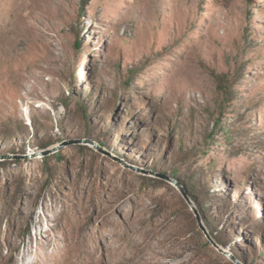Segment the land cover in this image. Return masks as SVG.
Listing matches in <instances>:
<instances>
[{
    "label": "rangeland",
    "instance_id": "rangeland-1",
    "mask_svg": "<svg viewBox=\"0 0 264 264\" xmlns=\"http://www.w3.org/2000/svg\"><path fill=\"white\" fill-rule=\"evenodd\" d=\"M25 253L264 264V0H0V264Z\"/></svg>",
    "mask_w": 264,
    "mask_h": 264
},
{
    "label": "water",
    "instance_id": "water-1",
    "mask_svg": "<svg viewBox=\"0 0 264 264\" xmlns=\"http://www.w3.org/2000/svg\"><path fill=\"white\" fill-rule=\"evenodd\" d=\"M70 144H73V142H64L52 149H47V150H44V151H39V152H35V153H32V154H29V155H26V156H23L22 158H25V159H34V158H39V157H46V156H49L51 154H55L57 152H59V150L61 148H63L64 146H67V145H70ZM96 147H98L97 145H95Z\"/></svg>",
    "mask_w": 264,
    "mask_h": 264
},
{
    "label": "trees",
    "instance_id": "trees-1",
    "mask_svg": "<svg viewBox=\"0 0 264 264\" xmlns=\"http://www.w3.org/2000/svg\"><path fill=\"white\" fill-rule=\"evenodd\" d=\"M80 44H81V43H78V44L76 45L77 48L80 47ZM130 73L134 75V74L136 73V70H131ZM84 117H86V115H85ZM219 125H220V121H217V122L215 123L214 130H213L212 134H213L214 131L219 127Z\"/></svg>",
    "mask_w": 264,
    "mask_h": 264
},
{
    "label": "bare ground",
    "instance_id": "bare-ground-1",
    "mask_svg": "<svg viewBox=\"0 0 264 264\" xmlns=\"http://www.w3.org/2000/svg\"><path fill=\"white\" fill-rule=\"evenodd\" d=\"M27 254H24V258L22 259V261L20 262L21 264H30V262H28L27 258H25ZM28 256V255H27ZM29 257V256H28ZM33 263V262H32ZM52 264V263H51Z\"/></svg>",
    "mask_w": 264,
    "mask_h": 264
}]
</instances>
